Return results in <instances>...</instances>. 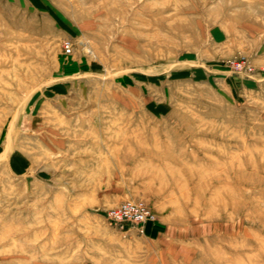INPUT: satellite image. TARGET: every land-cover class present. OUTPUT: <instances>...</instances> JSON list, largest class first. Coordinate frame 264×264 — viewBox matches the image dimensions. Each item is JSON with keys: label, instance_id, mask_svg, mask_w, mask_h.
Listing matches in <instances>:
<instances>
[{"label": "rangeland", "instance_id": "374dc122", "mask_svg": "<svg viewBox=\"0 0 264 264\" xmlns=\"http://www.w3.org/2000/svg\"><path fill=\"white\" fill-rule=\"evenodd\" d=\"M0 264H264V0H0Z\"/></svg>", "mask_w": 264, "mask_h": 264}, {"label": "built area", "instance_id": "2783aa9c", "mask_svg": "<svg viewBox=\"0 0 264 264\" xmlns=\"http://www.w3.org/2000/svg\"><path fill=\"white\" fill-rule=\"evenodd\" d=\"M154 215L141 203L124 201L108 212V220L114 225L129 223L139 227L143 232V225L154 220Z\"/></svg>", "mask_w": 264, "mask_h": 264}, {"label": "bare ground", "instance_id": "6f19581e", "mask_svg": "<svg viewBox=\"0 0 264 264\" xmlns=\"http://www.w3.org/2000/svg\"><path fill=\"white\" fill-rule=\"evenodd\" d=\"M4 235V234H3Z\"/></svg>", "mask_w": 264, "mask_h": 264}]
</instances>
